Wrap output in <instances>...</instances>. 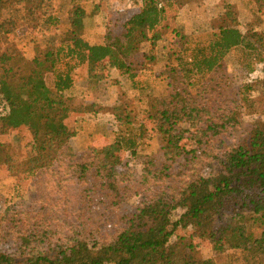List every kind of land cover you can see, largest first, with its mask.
<instances>
[{"label":"trees","instance_id":"obj_1","mask_svg":"<svg viewBox=\"0 0 264 264\" xmlns=\"http://www.w3.org/2000/svg\"><path fill=\"white\" fill-rule=\"evenodd\" d=\"M46 1L0 0V136L20 126L34 135L23 163L0 147V167L35 187L30 204L0 211V241L17 245L0 251V264H215L196 257L202 243L231 252V264H264V121H248L245 104L254 101L242 95L254 86H236L226 64L233 49L264 48V32L252 25L242 32L235 7L223 0L229 25L193 48L181 37L174 51L160 53L171 0H142L126 20L95 15L105 34L91 44L77 6L70 29L53 34L61 19L57 9L44 11ZM254 1L263 10L264 0ZM38 21L34 42L46 47L28 59L15 39ZM171 60L177 65L150 86L153 109L144 119L117 106L114 139L79 154L73 124L99 107L75 105L66 94L75 82L87 74L98 85L94 65L108 62L123 82L141 85L144 71ZM157 135L165 141L160 152L145 153Z\"/></svg>","mask_w":264,"mask_h":264},{"label":"rangeland","instance_id":"obj_2","mask_svg":"<svg viewBox=\"0 0 264 264\" xmlns=\"http://www.w3.org/2000/svg\"><path fill=\"white\" fill-rule=\"evenodd\" d=\"M46 2L45 12L48 11L53 15H57L55 14V10L57 9L58 13L68 21H70V12L77 6L80 13L77 24L80 28L86 30V32L91 33V36H93V32L95 30L97 31V28L102 25L96 24L97 21H100V18L95 21V15H100L106 19L109 13L114 12L119 13L121 17L126 20L133 14L139 12L142 7V0H47ZM44 11L38 14L37 19L40 20L45 16L42 13ZM236 12L238 17H240L239 28L242 32H247L250 25L259 32H264V20L261 21L258 17H255L252 10H248L247 7L245 10H239L236 7ZM14 14V9L6 13V15L12 16ZM247 14H249V18ZM167 17V21L159 28V33L162 35V38L157 42L155 48V51H159L160 53L167 48L174 51L178 46L176 42L181 41V37H184L183 45L188 41L193 48L199 37L203 43L207 42L210 39V35L219 28L223 21H226L227 25L230 24V19H225L223 0H171L170 6L167 7ZM39 22L40 21L31 24L28 30L24 29L21 33L19 36L21 38L18 37L15 39L17 48H26L30 44H35L34 38L39 37L37 33L38 26L40 25ZM62 27L63 24L61 20L60 27L53 31V34L63 33L61 30ZM45 41L46 40L43 41V39H40L36 42L35 46L39 45L41 48L43 47L44 50V47H46ZM25 54H27L26 51ZM158 64L159 65H155L157 69L155 70L156 72L154 71L157 74L164 72L168 66H176L177 62L171 60V62H162ZM226 64L228 69L227 73L233 77L236 86L240 87L244 83H250L254 86V91L252 93L248 90H244L242 95L245 97V101L248 98L250 100L252 95L254 101V107L251 106L250 108V102L248 101H246L247 103L245 104L248 111V121L253 119H261L264 121V48L258 47L252 49L248 46H241L233 49L226 57ZM94 66L95 69L92 75L97 79H102L100 82L112 77L111 73L113 67H111L108 62ZM140 79H142L141 76ZM156 79L158 80V77H156ZM48 81L50 84L51 80L49 79ZM117 95L121 101L120 104L127 105L129 108L133 109L140 120L146 116V114L139 111L141 105L136 101L137 99L133 97V94H131V97L128 96L126 92L125 94L123 93L122 96L119 93ZM73 99L75 105L78 107H85L86 102L84 100L76 97ZM118 105V103H116V105L109 103L104 106V103H99V110L97 112L89 113L80 120L81 126L73 124V128L78 130L75 136V148L79 154L94 145L109 144L114 139L116 117H114L113 112L114 108ZM145 106L146 103H144L143 107ZM146 110L147 109L142 108V111ZM109 112L111 116H108ZM0 113L3 112L0 111ZM85 129L86 132H84ZM33 139V131L28 127H13L8 130L6 135L0 136V147H2L6 153H9L18 163H23L27 157L30 156V153L26 149V145ZM150 142H154L156 145L155 147L165 143L164 138L161 135H157L146 141V151H149ZM121 157L124 162L132 163L131 158L126 153L122 152ZM137 167L138 172H141L142 167L140 165H137ZM34 197L35 187L32 182L20 181L17 177L10 176L4 167H0L1 212L7 207L15 204H30ZM16 247L17 245L13 241L9 243L0 241V251L2 252H15ZM230 253L231 252L215 253L210 244L207 243L197 245L196 248V257L198 259L213 260L215 264H231L229 260Z\"/></svg>","mask_w":264,"mask_h":264},{"label":"crops","instance_id":"obj_3","mask_svg":"<svg viewBox=\"0 0 264 264\" xmlns=\"http://www.w3.org/2000/svg\"><path fill=\"white\" fill-rule=\"evenodd\" d=\"M230 3L235 7L239 9V10H245L246 7L248 8V10H252V12L255 14V17H258L261 21L264 20V6H263V10H259L258 6L256 4V2L254 0H229ZM248 13H250L249 11H247ZM60 15V14H59ZM248 18H249V14H247ZM62 20V32L65 33L67 32L70 27V21H68L65 17H62L61 15L59 16ZM240 18V17H238ZM240 20V19H239ZM104 30V31H103ZM86 31V30H85ZM97 32V33H96ZM105 34V29L103 27H98L97 31L95 30L93 32V36H91V33L86 32L85 33V38L87 39L88 42H90L91 44H95L98 43L99 37L104 36ZM35 44H30L29 46H27L26 48L22 49L24 52L26 51V57L28 59H33L36 55V48L37 46H35ZM43 48V47H42ZM45 48V47H44ZM159 63V62H158ZM158 63H155L152 67H150L147 71H144L141 74L142 79L141 82L142 84L140 85V83L133 85L130 82H123L121 76L119 75V71L115 68H113L112 70V77L110 79H107L103 82H99L98 85H91V83L89 82L88 78H87V74H85L83 76L82 79H80L79 81L75 82L73 88L69 91L66 92V94L68 96H72V97H76V98H80L82 100H84L85 102H95V103H104V106L109 103H113L116 105V103H118V106H121L120 104V100H119V96L117 95L118 93L121 94V96L123 95V93L125 94V92L127 93L128 96L131 97V94H133V97H135L137 100V102L141 105V109L139 110L140 112H143L144 114L147 113V111L152 110V106L148 105L150 104V93H151V88L150 86L153 85L154 83L158 82V80L156 79V77H158V75L155 73L157 70L155 68V65H159ZM158 67V66H157ZM155 71V72H154ZM96 87V88H95ZM140 88V87H145L144 89H136ZM95 88V89H94ZM144 103H146V106L143 107ZM109 108V107H107ZM142 108L147 109L146 111H142ZM99 113V112H98ZM114 117H115V108H114ZM111 116V113L109 112L108 116ZM144 119V118H143ZM142 119V120H143ZM84 132H86V129L84 130ZM74 146L75 145V138H74ZM150 147H149V151H145V153L150 154H157L160 152V148L163 145H158V147H155V143L154 142H150ZM148 149V147H147Z\"/></svg>","mask_w":264,"mask_h":264}]
</instances>
